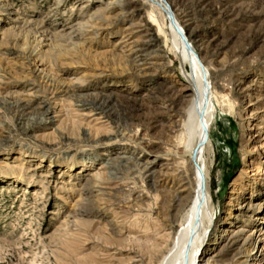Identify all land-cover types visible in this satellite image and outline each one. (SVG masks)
I'll return each mask as SVG.
<instances>
[{
  "label": "rangeland",
  "instance_id": "obj_1",
  "mask_svg": "<svg viewBox=\"0 0 264 264\" xmlns=\"http://www.w3.org/2000/svg\"><path fill=\"white\" fill-rule=\"evenodd\" d=\"M168 1L169 18L144 0H0V264H156L172 245L173 18L210 72L215 220L260 203L202 264H264V0Z\"/></svg>",
  "mask_w": 264,
  "mask_h": 264
},
{
  "label": "bare ground",
  "instance_id": "obj_2",
  "mask_svg": "<svg viewBox=\"0 0 264 264\" xmlns=\"http://www.w3.org/2000/svg\"><path fill=\"white\" fill-rule=\"evenodd\" d=\"M144 1L157 7L165 17L169 18L172 15L170 14L172 4L168 0ZM173 20L175 24L170 20L169 32L171 45L179 62L175 78L176 81H180V88L176 90L170 107L173 114L170 116L172 118L165 135L168 146L166 161H169L165 169L173 185L169 209L174 211L176 217L183 208H187L181 217V226L173 237L171 235L174 225L172 226L171 222L167 225L166 230L170 231L166 234L172 239V245L156 264H202L205 259L213 258L210 254L213 241L226 238L229 244L236 242V236L247 225L237 226L227 233L225 231L232 222H237V218L243 220L246 213H249V216L244 222L249 223V218L254 215L248 210L254 204L260 207V203L244 199V202L242 201L244 207L228 210L229 215L233 214V220L226 223H221L219 219L215 220L212 195L209 191V166L205 153L215 114L210 72L199 53L190 47V44L187 45L189 42L184 27L175 18ZM78 24H81L80 20ZM218 222L220 225H217ZM215 228L214 236L212 231Z\"/></svg>",
  "mask_w": 264,
  "mask_h": 264
}]
</instances>
